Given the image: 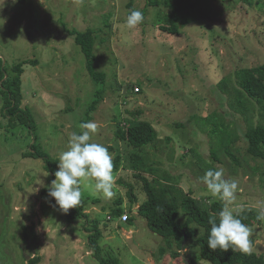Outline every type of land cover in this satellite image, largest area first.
Instances as JSON below:
<instances>
[{"label": "rangeland", "instance_id": "rangeland-1", "mask_svg": "<svg viewBox=\"0 0 264 264\" xmlns=\"http://www.w3.org/2000/svg\"><path fill=\"white\" fill-rule=\"evenodd\" d=\"M148 1L0 0V61L9 71L28 62L22 66L20 108L29 118L6 126L0 82V264H30L33 258H39L36 264H99L88 246L89 230L82 226L86 218L72 219L78 208L64 213L43 193L55 179L71 134L88 121L98 125L93 142L108 147L113 160L121 159L113 173L112 200L91 187L82 193L87 219L97 220L102 232L98 244L106 259L211 264L195 242L201 227L192 224L196 234L178 250L134 214V207L147 201L142 177L166 179L201 202L223 204L202 180L209 168H223L225 179L238 185L233 213L264 210V167L249 157L244 138L249 127L264 124L263 106L247 97L235 78L239 69L264 64V0H187L176 35L160 31V10ZM143 9V22L127 28L129 11ZM88 29L95 31L93 66L105 75L101 82L88 74L85 57L69 35ZM140 122L157 133V150L145 148L154 154L147 161L156 163L152 176L127 168L134 151L115 136L118 125ZM211 131L221 164L209 159ZM229 136L236 138L232 149ZM31 144L51 163L25 158ZM118 200L129 222L108 220ZM186 218L180 208L177 224ZM249 228L252 253L264 257V221Z\"/></svg>", "mask_w": 264, "mask_h": 264}, {"label": "trees", "instance_id": "trees-1", "mask_svg": "<svg viewBox=\"0 0 264 264\" xmlns=\"http://www.w3.org/2000/svg\"><path fill=\"white\" fill-rule=\"evenodd\" d=\"M148 6L159 8L160 12L158 13L157 24L162 33H168L171 35L179 33L178 22L180 19V13L187 6V0H149ZM163 9H167L168 12ZM141 12L144 15L145 10L143 9ZM94 33V30L88 29L79 33L70 32L69 35L74 38V42L79 46L85 57V67L88 74L95 81L101 82L103 77L105 79V75L96 72L93 66L95 61V56L93 55ZM27 63V61L21 62L13 66L9 71L6 66L2 65V61H0L1 91L2 94H5L7 102V109H5L6 111L3 115L7 120V127H10L11 125L13 126V124L15 126L17 120H29L26 116V111H23L20 108L22 102V66ZM235 78L239 88L247 97L253 99L260 106H263L262 110L264 112V64L253 68L239 69L235 73ZM93 108L94 107L91 109ZM28 125L31 124L28 122ZM211 132L209 159L211 162L214 160L215 163L221 164L218 154L219 149L215 148L212 141L214 132ZM226 133H228L227 130ZM156 134L154 127L147 122H140L134 126L118 125L115 132L116 139L126 146L131 147L134 151V153L131 154L130 159L127 160L129 163L127 167L141 169L152 176L151 173H154L156 163L154 162V165H148L147 161H149L150 157L154 154L145 151V148L151 145V148L153 147L154 150H157V146H154V142L157 139ZM244 138L247 142L246 152L249 157L261 161L264 167V124L259 123L256 126L249 127L244 134ZM235 139L236 138L232 139L229 136V148L232 149ZM29 146L30 149L29 151H26L25 158H37L42 159V161L47 162V164L51 163V158L46 153L39 150L35 151L33 148L35 145L31 144ZM140 152L142 153L141 155H139ZM229 152L230 151L226 152V156ZM120 160V156H117L113 160V173L117 172L116 170L119 167ZM238 164L239 163L236 162L237 166ZM48 170L52 171V168L50 169L48 167ZM134 177L141 178V175L134 174ZM141 180L143 182V190L146 194L147 201L138 207L137 215L145 219L147 227L152 233L166 239L167 244L173 241L178 250H181L183 242H186L196 234V231L190 228L192 224H196L203 230V234L195 240L196 244L199 246L202 259L211 264H264V257L255 253L246 254L237 249H229L227 252L220 250L212 251L208 248L207 239L211 229L209 220L215 218L217 223L219 222L218 213L223 207L222 203H209L207 200L201 202L196 198H193L190 193H185L178 185L169 183L166 179L158 181V178L154 177L150 181L146 177H142ZM43 193L47 194V191H43ZM130 196L132 202H134L135 198L133 193ZM117 202V207L110 211L108 218L118 219L124 214L125 210L122 206V201L118 200ZM87 203V199H82V203L78 207L77 212H75L73 216L70 214L71 218L73 219L75 216L86 218L82 226L85 230H89L87 235L88 246L91 249L94 259L99 264H118L115 259H106L101 253L98 241L102 237V232L99 230L97 220L89 221L87 219V215L84 213ZM180 208L187 215V218L182 225L177 224ZM237 216L248 227L251 226L253 222H259L257 219V212L254 210L242 212ZM129 221L130 219L128 222ZM87 224L89 225L88 228H86ZM177 255H179V252L175 253V256ZM38 261L39 258H33L29 263L36 264Z\"/></svg>", "mask_w": 264, "mask_h": 264}, {"label": "clouds", "instance_id": "clouds-1", "mask_svg": "<svg viewBox=\"0 0 264 264\" xmlns=\"http://www.w3.org/2000/svg\"><path fill=\"white\" fill-rule=\"evenodd\" d=\"M15 2L16 0H13V3ZM143 19L141 11L130 10L125 25L134 29ZM80 128V133L71 134L67 150L60 153L58 170L54 172L55 179L50 185H46L48 196L54 199L55 206L64 213L81 205L83 188H93L105 200L110 201L115 196L113 156L108 147L92 140L98 130L97 123L84 122ZM202 180L211 196L223 202V207L218 213L219 222L217 223L215 218L209 220L211 229L207 239L208 248L223 252L239 249L251 254V229L230 207L236 200L237 182L225 179L223 168H209ZM257 219L264 221V210L257 215Z\"/></svg>", "mask_w": 264, "mask_h": 264}, {"label": "built area", "instance_id": "built-area-1", "mask_svg": "<svg viewBox=\"0 0 264 264\" xmlns=\"http://www.w3.org/2000/svg\"><path fill=\"white\" fill-rule=\"evenodd\" d=\"M134 91L136 92L137 89L135 88ZM128 219H129L128 215H127V214H123L118 220H119L121 223H126V222H128Z\"/></svg>", "mask_w": 264, "mask_h": 264}, {"label": "crops", "instance_id": "crops-1", "mask_svg": "<svg viewBox=\"0 0 264 264\" xmlns=\"http://www.w3.org/2000/svg\"><path fill=\"white\" fill-rule=\"evenodd\" d=\"M138 93H139V92H138ZM127 168L129 169V167H127ZM123 205H124V203H123ZM137 209H138V208H137ZM134 214H137V212H135V211H134ZM117 222H118V221H117ZM119 222H120V221H119ZM119 222H118V224H120V223H121V222H120V223H119ZM129 233H132V232L130 231ZM255 243H257V242H255ZM261 252H262V249H261ZM262 254L264 255V253H263V252H262Z\"/></svg>", "mask_w": 264, "mask_h": 264}, {"label": "water", "instance_id": "water-1", "mask_svg": "<svg viewBox=\"0 0 264 264\" xmlns=\"http://www.w3.org/2000/svg\"><path fill=\"white\" fill-rule=\"evenodd\" d=\"M134 211L137 212V210H136L135 207H134ZM184 245H185V241H184L183 244H182V247H181L182 249H183Z\"/></svg>", "mask_w": 264, "mask_h": 264}, {"label": "bare ground", "instance_id": "bare-ground-1", "mask_svg": "<svg viewBox=\"0 0 264 264\" xmlns=\"http://www.w3.org/2000/svg\"><path fill=\"white\" fill-rule=\"evenodd\" d=\"M108 220H112L111 218H108Z\"/></svg>", "mask_w": 264, "mask_h": 264}]
</instances>
